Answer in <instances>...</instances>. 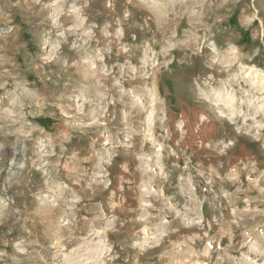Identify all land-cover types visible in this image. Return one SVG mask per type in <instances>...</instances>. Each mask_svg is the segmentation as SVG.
I'll return each mask as SVG.
<instances>
[{"label":"rangeland","instance_id":"374dc122","mask_svg":"<svg viewBox=\"0 0 264 264\" xmlns=\"http://www.w3.org/2000/svg\"><path fill=\"white\" fill-rule=\"evenodd\" d=\"M0 264H264V0H0Z\"/></svg>","mask_w":264,"mask_h":264}]
</instances>
